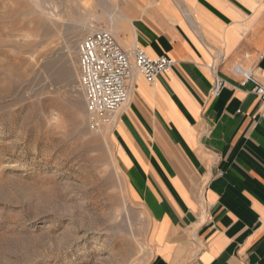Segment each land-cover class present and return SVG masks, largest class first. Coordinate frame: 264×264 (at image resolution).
<instances>
[{"label": "crops", "instance_id": "crops-1", "mask_svg": "<svg viewBox=\"0 0 264 264\" xmlns=\"http://www.w3.org/2000/svg\"><path fill=\"white\" fill-rule=\"evenodd\" d=\"M109 22L124 49L175 61L153 83L135 73L112 127L154 220L151 264H264V102L234 70L264 81V0H117Z\"/></svg>", "mask_w": 264, "mask_h": 264}, {"label": "rangeland", "instance_id": "rangeland-1", "mask_svg": "<svg viewBox=\"0 0 264 264\" xmlns=\"http://www.w3.org/2000/svg\"><path fill=\"white\" fill-rule=\"evenodd\" d=\"M117 0H0V264H151L113 125L88 128L78 41ZM153 227V228H152Z\"/></svg>", "mask_w": 264, "mask_h": 264}, {"label": "built area", "instance_id": "built-area-1", "mask_svg": "<svg viewBox=\"0 0 264 264\" xmlns=\"http://www.w3.org/2000/svg\"><path fill=\"white\" fill-rule=\"evenodd\" d=\"M77 53L78 80L84 96L87 125L94 132L115 123L119 110L129 99L135 73L153 83L175 63L166 55L149 56L136 43L124 49L108 28L85 33L78 41ZM208 69L213 78L210 93L217 96L226 81L218 73V62L212 60ZM234 70L242 76V85L251 84L250 91L264 102V81H256L250 71L240 67Z\"/></svg>", "mask_w": 264, "mask_h": 264}]
</instances>
